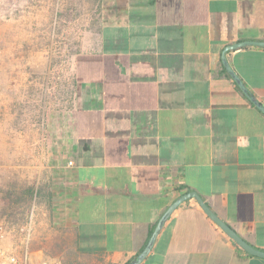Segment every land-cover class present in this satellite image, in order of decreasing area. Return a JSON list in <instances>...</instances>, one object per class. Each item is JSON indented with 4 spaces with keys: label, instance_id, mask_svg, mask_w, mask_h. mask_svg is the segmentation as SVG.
I'll list each match as a JSON object with an SVG mask.
<instances>
[{
    "label": "crops",
    "instance_id": "1",
    "mask_svg": "<svg viewBox=\"0 0 264 264\" xmlns=\"http://www.w3.org/2000/svg\"><path fill=\"white\" fill-rule=\"evenodd\" d=\"M3 1L8 9L17 0ZM30 4L21 11L100 18L93 41L74 57L71 115L49 154L65 168L53 178L54 224L74 229L79 251L106 264L130 262L169 205L190 190L264 250V112L222 61L225 46L264 40V0ZM227 59L264 104V47L229 50ZM41 254L32 249V264H46ZM140 264L264 258L243 250L189 198Z\"/></svg>",
    "mask_w": 264,
    "mask_h": 264
},
{
    "label": "rangeland",
    "instance_id": "2",
    "mask_svg": "<svg viewBox=\"0 0 264 264\" xmlns=\"http://www.w3.org/2000/svg\"><path fill=\"white\" fill-rule=\"evenodd\" d=\"M30 3L0 7V222L14 228L4 242L18 247L32 218L30 250L43 249L46 264H106L79 251L73 228L54 224L53 178L65 168L49 155L71 115L74 57L93 41L100 18L21 11Z\"/></svg>",
    "mask_w": 264,
    "mask_h": 264
},
{
    "label": "water",
    "instance_id": "3",
    "mask_svg": "<svg viewBox=\"0 0 264 264\" xmlns=\"http://www.w3.org/2000/svg\"><path fill=\"white\" fill-rule=\"evenodd\" d=\"M249 45H257L264 47V40H241L232 44H229L225 46L222 52V61L224 66L226 67L229 74L232 76V78L236 81L240 89L244 92V94L250 99V101L255 104L262 112H264V104L259 101L254 94L250 92L245 82L242 80V78L239 76V74L233 69V67L230 65L227 59V52L229 50L237 49L244 46ZM189 198H196L202 209L205 211V213L217 223L218 226L222 228V230L237 244L239 245L243 250H245L247 253L259 257L264 258V250L257 248L250 244L245 238H243L230 224H228L225 220H223L216 212L212 210V208L205 202L203 197L196 191V190H190L188 192H185L178 196L172 204L169 205V207L165 210V212L160 217L159 221L157 222L146 246L144 249L130 262L126 264H140L144 261V259L147 257V255L152 250L156 239L166 222V220L170 217V215L173 213V211L185 200Z\"/></svg>",
    "mask_w": 264,
    "mask_h": 264
},
{
    "label": "built area",
    "instance_id": "4",
    "mask_svg": "<svg viewBox=\"0 0 264 264\" xmlns=\"http://www.w3.org/2000/svg\"><path fill=\"white\" fill-rule=\"evenodd\" d=\"M4 5V1L0 0V7ZM72 161L69 162L71 164ZM32 218L30 223L20 228L23 231V237L18 240V247L13 248L8 246L4 240L6 233H10L12 228L4 222H0V264H30L31 263V250L30 244L32 239Z\"/></svg>",
    "mask_w": 264,
    "mask_h": 264
},
{
    "label": "trees",
    "instance_id": "5",
    "mask_svg": "<svg viewBox=\"0 0 264 264\" xmlns=\"http://www.w3.org/2000/svg\"><path fill=\"white\" fill-rule=\"evenodd\" d=\"M29 191V197L32 198L35 195V189L31 188Z\"/></svg>",
    "mask_w": 264,
    "mask_h": 264
}]
</instances>
